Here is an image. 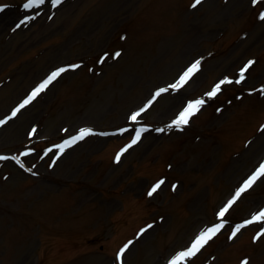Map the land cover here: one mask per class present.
Here are the masks:
<instances>
[{
    "label": "rangeland",
    "instance_id": "rangeland-1",
    "mask_svg": "<svg viewBox=\"0 0 264 264\" xmlns=\"http://www.w3.org/2000/svg\"><path fill=\"white\" fill-rule=\"evenodd\" d=\"M27 2L0 0L8 5L0 12V119L57 67H81L0 125V156L8 157L0 159V264H113L128 241L124 264H168L220 222L219 209L264 164V2L45 0L26 9ZM197 58L200 70L187 85L130 120ZM248 60L255 63L235 83ZM225 76L233 83L204 96ZM201 96L206 103L189 124L168 127ZM143 126L148 131L117 162ZM84 127L93 133L57 147ZM159 179L165 184L147 195ZM262 208L264 176L188 264H264V222L229 238Z\"/></svg>",
    "mask_w": 264,
    "mask_h": 264
},
{
    "label": "snow or ice",
    "instance_id": "snow-or-ice-1",
    "mask_svg": "<svg viewBox=\"0 0 264 264\" xmlns=\"http://www.w3.org/2000/svg\"><path fill=\"white\" fill-rule=\"evenodd\" d=\"M202 0H194L191 7L195 8L197 5L201 4ZM253 4H258L261 2H264V0H251ZM51 3L53 6H59L62 3V0H51ZM45 4V0H28L27 3H25L23 6L26 9H33L38 8L41 5ZM8 7V5H0V12H3L4 9ZM27 19L31 20L33 19L32 16H28ZM260 19L264 20V13L260 14ZM23 23V21H21ZM17 27H20V24H17ZM116 57H119L121 55V52L114 53ZM201 60L202 58H197L194 61L190 62L189 65L181 72V74L178 75V77L175 79L174 82L167 84L163 87H159L154 92L153 96L149 99L147 102V107H150L152 103L155 102L157 98H159L162 94L167 93L169 91H179L181 88H183L185 85L189 83V81L192 79V77L200 70L201 67ZM101 63L104 61L101 60ZM254 60H248L247 63L240 69L239 72V78L235 80V83L239 84L244 79V73L248 70L249 67H251L252 64H254ZM81 67L80 64H69L67 67H57L54 71H52L47 78H45L42 82H40L32 91L31 93L23 99L21 103L18 104V106L11 111V114L8 115L4 119H0V125H3L7 123L8 120L13 119L17 116L18 113L21 112L22 109H24L28 104H30L41 92L47 89V87L52 84L53 81H55L62 73L67 72L69 69H76ZM233 83V79L231 77L225 76L223 79L219 80V82L215 83L212 89L204 94L206 97H216L218 93L222 91V85L225 84H231ZM253 91H255L253 89ZM261 91H264V86L261 87ZM204 96H201L199 98H193L186 102L185 106L178 112L176 117L171 121V123L168 125L169 128L176 127L179 129H183V127L187 124H189L190 119L192 116H194L196 113H198L201 108L205 105L206 100ZM147 107H140L138 110L133 111L130 114V120L133 122H139V117H141V114L144 113L147 110ZM157 131L163 132L164 128H158ZM34 134L36 129L31 130ZM64 131L67 132V129ZM93 129L89 127H84L79 130L77 135H73L70 137V139L65 140L62 144L58 145L57 147L61 150L65 149L68 146H71L75 144L78 140H83L86 136L93 133ZM121 132L126 131V129H120ZM148 131L147 126L140 127L136 130L134 137L130 140V142L125 145L123 148L120 149V151L116 155V160L119 162L120 156L126 152L129 148H131L133 145H135L140 139L143 133ZM51 151V149H49ZM27 155V153H25ZM47 155V153H45ZM0 159L7 160V156H0ZM13 160L19 161L18 157H12ZM58 159V157H57ZM23 166V165H22ZM28 171H31V168L28 169ZM261 176H264V164H261L257 170H255L247 179H245L242 183L241 187H238L235 191V194L219 209L218 216L220 217V222L214 223L211 227H206L202 231H200L190 242V246H185L182 250H179L175 252L171 258L168 261V264H188V260L191 257H194L200 250L211 240L215 235H217L228 223L227 219H225L226 214L229 213L230 209L233 207V205L239 200L241 194L248 188H250L255 181L260 178ZM165 184V179H159L157 180L148 191L147 195L152 196L155 194L162 185ZM176 185H173V188H175ZM260 221L264 222V208L256 211L251 215L250 219H245L243 224L236 225L235 229L231 232L230 239L235 238L237 233L240 232L242 228H244L246 225H250L253 222ZM153 227L152 224H148L146 228L140 229V234H143L145 231H147L149 228ZM260 234H264V226H261V232ZM256 238H259V235ZM133 243V241H128L125 243L116 253V256L114 258L113 264H124V256L125 252L128 249V247ZM243 264H247V259L243 261Z\"/></svg>",
    "mask_w": 264,
    "mask_h": 264
}]
</instances>
